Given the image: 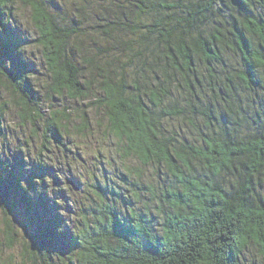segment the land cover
I'll list each match as a JSON object with an SVG mask.
<instances>
[{
  "label": "clouds",
  "instance_id": "obj_1",
  "mask_svg": "<svg viewBox=\"0 0 264 264\" xmlns=\"http://www.w3.org/2000/svg\"><path fill=\"white\" fill-rule=\"evenodd\" d=\"M0 264H264V0H0Z\"/></svg>",
  "mask_w": 264,
  "mask_h": 264
},
{
  "label": "rangeland",
  "instance_id": "obj_2",
  "mask_svg": "<svg viewBox=\"0 0 264 264\" xmlns=\"http://www.w3.org/2000/svg\"><path fill=\"white\" fill-rule=\"evenodd\" d=\"M46 179H48V178H46Z\"/></svg>",
  "mask_w": 264,
  "mask_h": 264
}]
</instances>
